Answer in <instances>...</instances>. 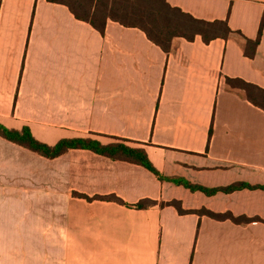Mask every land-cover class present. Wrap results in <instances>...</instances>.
I'll return each instance as SVG.
<instances>
[{"label":"crops","instance_id":"obj_1","mask_svg":"<svg viewBox=\"0 0 264 264\" xmlns=\"http://www.w3.org/2000/svg\"><path fill=\"white\" fill-rule=\"evenodd\" d=\"M167 1L250 38L264 15V0ZM226 77L264 87V27L252 58L234 38L199 35L177 37L167 53L138 27L109 19L102 34L65 4L0 0V122L47 144L116 136L143 146L167 176L264 185V109ZM0 264H264V189L208 195L92 150L48 158L0 136Z\"/></svg>","mask_w":264,"mask_h":264},{"label":"trees","instance_id":"obj_2","mask_svg":"<svg viewBox=\"0 0 264 264\" xmlns=\"http://www.w3.org/2000/svg\"><path fill=\"white\" fill-rule=\"evenodd\" d=\"M49 1L67 5L76 18L89 22L102 34L105 33L109 19L117 21L124 26L138 27L146 33L150 40L158 44L167 53L173 50L177 37L194 40L196 36L199 35L206 43L218 37L224 39L234 38L240 42L244 53L252 58L257 53V48L260 44L264 27L263 15L257 37L250 38L241 30L233 29L226 19L207 20L198 18L191 13L184 11L180 7L171 5L167 0ZM226 83L230 87L242 91L248 100L264 109V87L248 82L239 77H226ZM0 136L36 151L48 158L60 156L74 148L92 150L113 160H124L140 164L153 172L161 180L184 185L192 191L200 190L208 195L215 194L218 191L231 192L241 188L259 187L264 189V185H252L246 182H237L228 186L206 187L204 185L192 183L183 177L164 175L154 166L143 146L134 144L132 140L126 138L111 136L110 141L104 143L95 136H78L62 138L55 144L50 145L35 138L27 125L22 129H12L1 122ZM74 194L84 197L87 200H108L135 208H150L156 205H173L181 213L197 212L216 219L229 218L233 221H250L259 219L258 217L251 218L246 216H235L231 212L217 213L206 208L184 209L181 201L177 199L159 202L158 200L151 198H144L136 203H128L114 193L106 195L97 194L94 196L79 192H74Z\"/></svg>","mask_w":264,"mask_h":264}]
</instances>
